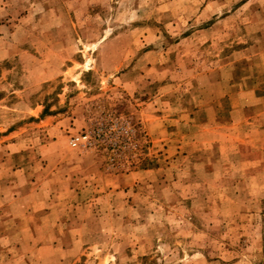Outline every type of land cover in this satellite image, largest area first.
Here are the masks:
<instances>
[{
  "label": "rangeland",
  "instance_id": "1",
  "mask_svg": "<svg viewBox=\"0 0 264 264\" xmlns=\"http://www.w3.org/2000/svg\"><path fill=\"white\" fill-rule=\"evenodd\" d=\"M0 264H264V0H0Z\"/></svg>",
  "mask_w": 264,
  "mask_h": 264
},
{
  "label": "crops",
  "instance_id": "2",
  "mask_svg": "<svg viewBox=\"0 0 264 264\" xmlns=\"http://www.w3.org/2000/svg\"><path fill=\"white\" fill-rule=\"evenodd\" d=\"M56 128H57V125H55L54 129H56Z\"/></svg>",
  "mask_w": 264,
  "mask_h": 264
}]
</instances>
